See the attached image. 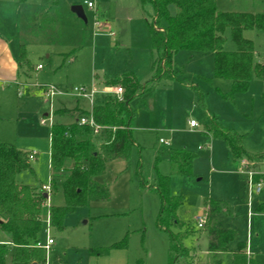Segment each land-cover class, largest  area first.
I'll return each instance as SVG.
<instances>
[{
  "label": "rangeland",
  "instance_id": "obj_1",
  "mask_svg": "<svg viewBox=\"0 0 264 264\" xmlns=\"http://www.w3.org/2000/svg\"><path fill=\"white\" fill-rule=\"evenodd\" d=\"M87 1L90 0H0V54L16 64L24 45L28 59L19 73L0 76V141L39 154L31 161V170L18 176L20 184L41 188L50 184L53 175L52 123L41 124L50 113V104L40 91L31 88V96L19 97L17 84L26 81L27 73L35 86L60 87L64 94L61 100L70 109L78 106L72 92L76 87L97 85L103 90V80L120 78L129 71L136 72L141 83L153 78L155 52L149 32L155 16L152 4L143 6L140 0H94L95 8L90 9ZM75 6L83 8L87 22L73 12ZM217 7L221 12L263 14L264 0H217ZM170 11L175 15L178 8L171 6ZM96 22L101 29H96ZM245 37L255 45V62L264 63V32L248 31ZM225 38V50L236 51L230 29ZM189 54H177L178 79L161 83L152 97V108L132 103L137 113L134 138L140 147L133 149L129 160L111 162L106 173L97 178L98 183L109 188L110 200L78 208L66 217L63 231L52 227L54 245L50 252L46 251L45 264H137L140 260L145 264H170V233L158 224L162 203L154 189L156 167L161 174L171 176V194L183 198L179 221L195 228L184 240L190 259L179 258L176 264H232L231 254L209 252L208 220L204 229L196 226L201 211L208 216L210 199L223 204L211 227L232 229L238 234L231 249L239 241H251L253 236L254 250L264 253V214L256 212L264 202V181L255 176V181L262 182V192L254 193L250 201L246 176L255 169L256 174H264V158L242 160V171L239 164H234L225 142L207 133L208 127L218 122L242 136L248 153L264 155V84L254 78L247 91L231 99L232 83L214 77L213 56L191 60ZM38 65L43 69L36 70ZM107 96L97 95L95 106ZM58 106L54 105V114ZM86 108H90L88 103ZM75 119L72 115L58 116L54 123L68 125ZM191 121L200 127L192 129ZM160 139L170 145L160 144ZM93 142L100 150L104 135H96ZM185 149L197 157L191 178L173 174L169 161V152ZM68 166H72L71 161ZM57 187L50 206H64L58 181ZM168 228L175 234L181 231L174 226ZM125 238L126 248L111 249ZM0 243L9 245L10 235L0 232ZM46 243L47 235L43 244ZM105 249H110L109 253L101 254ZM259 260L264 264V255ZM7 264L19 263L8 256Z\"/></svg>",
  "mask_w": 264,
  "mask_h": 264
},
{
  "label": "trees",
  "instance_id": "obj_2",
  "mask_svg": "<svg viewBox=\"0 0 264 264\" xmlns=\"http://www.w3.org/2000/svg\"><path fill=\"white\" fill-rule=\"evenodd\" d=\"M140 1L143 6L150 3L154 7V20L149 24L155 52L153 78L141 83L134 74L128 73L110 80L108 86H121L124 89L121 98L109 95L91 112H81L78 121L68 125L54 123L51 127L52 195L58 193L57 181L60 182L64 206L53 204L50 215L52 227L59 232L64 230L66 217L78 208L89 206L93 202L110 200L109 188L98 183L97 178L106 173L109 162L130 159L137 146L134 138L137 113L132 103L138 100L139 105L148 108L149 100L162 82L177 80L175 57L179 52L188 51L192 56L213 53L214 77L232 83L229 94L231 99L236 94L247 91L254 78L264 84V63L255 62V45L245 37L248 31L264 32V13L221 12L218 10L217 0ZM171 6L178 8L177 14L171 13ZM228 29L236 45L234 52L225 50V34ZM20 52L18 64L21 69L28 61L24 45ZM61 114L62 111H56L54 115L58 117ZM90 116L103 128L104 142L100 150L93 142V129L89 125L80 124L82 117ZM207 133L225 142L234 161L264 158V155L253 156L248 153L243 148L242 136L225 129L218 122L214 121L208 127ZM169 159L173 174L187 178L193 176L196 155L187 150H172L169 152ZM69 161L72 162L70 167ZM28 170H31L30 153L0 141V232H6L11 237L14 262L45 264L46 251L39 245L45 235L43 209L47 198L36 187L18 182V176ZM154 188L162 203L158 224L170 233V264H176L182 257L190 259V251L186 249L184 240L195 232V228L184 225L178 219L183 198L171 194V176L160 174L158 169ZM207 205V220L211 224L222 207L220 202L213 200H209ZM257 211L264 213V203ZM169 226L180 228L181 231L175 234L169 230ZM196 226L201 230L198 224ZM209 233V250L214 253L228 252L229 245L235 239V232L214 227L209 228ZM126 247L125 238L111 249ZM245 247V244L239 246L234 264H259L248 257ZM109 250H102L101 254H108ZM91 252L97 253L96 250ZM8 254L6 246L0 244V264H7ZM137 264L145 263L140 260ZM187 264L192 263L187 261Z\"/></svg>",
  "mask_w": 264,
  "mask_h": 264
},
{
  "label": "crops",
  "instance_id": "obj_3",
  "mask_svg": "<svg viewBox=\"0 0 264 264\" xmlns=\"http://www.w3.org/2000/svg\"><path fill=\"white\" fill-rule=\"evenodd\" d=\"M102 28V27H101ZM110 34H112V35H114V32H111ZM152 44V43H151ZM2 47V46H1ZM190 53V52H189ZM210 55H212L213 57V60H214V54L213 53H209ZM190 55V59L192 60V59H195V58H199V57H203V56H207L208 54H206V55H200V56H192V54L190 53L189 54ZM177 56V55H176ZM175 64H176V57H175ZM152 66H153V64H152ZM40 67H42V65H38L37 66V68H36V70H42L43 69V67L42 68H40ZM153 68V67H152ZM153 70V69H152ZM13 71H16L17 73H19V64L18 63H14L13 64V61H11V60H8L7 59V57H5V55H3V54H0V76H4V75H6V74H11ZM29 72V71H28ZM128 73H131V74H134L136 77H137V75H136V72H134V71H129V72H125L124 74H128ZM123 74V75H124ZM122 75V76H123ZM154 76V75H153ZM26 78V81H24V83H18L17 84V86H18V95H19V92H21V90H22V95H19V97H21V98H23V97H25V96H31L33 93H32V91L33 90H30V88L31 89H35V90H38V91H40V89H39V87H38V85L37 86H35L34 84H32L31 82H30V78H31V74L30 73H27L26 74V76H25ZM121 77V76H120ZM119 78V77H118ZM137 79H138V77H137ZM152 79V78H151ZM177 79H178V77H177ZM139 80V79H138ZM108 81H110V80H103L102 81V83L100 84V86L101 87H103L104 89L103 90H101V89H99V88H97V85H93L92 87H87V88H95L97 91H98V93L94 96V98H93V101L91 102V101H89V100H87V99H84V98H77L78 99V106L76 107V108H73V109H70V108H68L66 105H65V103L64 102H62V100H61V97L62 96H60V97H57L56 98V101H55V104H58L59 106H58V109H56L57 111H62V114L60 115V116H70V115H72V116H75V121H78L79 120V114L81 113V112H91L92 110H93V108L95 107V102H96V96L97 95H115L114 94V91H115V89H117L118 87H121V86H112V87H110V86H108L107 85V83H108ZM26 82H28V83H26ZM43 85H45V84H43ZM57 87V86H56ZM59 89H60V87H58ZM159 88V87H158ZM157 88V89H158ZM61 90V89H60ZM42 93H41V91H40V95H41ZM154 96V95H153ZM84 102V105H82L81 106V104H79L80 102ZM88 103L89 105H90V108L89 109H87L86 108V104ZM134 103V102H133ZM135 103L136 104H138V100L137 101H135ZM151 103V104H150ZM139 105V104H138ZM151 106V107H150ZM150 108H152V98L149 100V104H148V108H146V109H150ZM74 121V122H75ZM74 122H72V123H74ZM136 122V121H135ZM71 123V124H72ZM195 129H197V128H195ZM100 134H103V132H101ZM96 136V135H95ZM161 140H164L166 143H168V145L167 144H165V143H162L161 142ZM159 142H160V144H162V145H167V146H169L170 145V143L167 141V140H165V139H160L159 140ZM136 145H137V147H140V145L136 142ZM186 150V149H185ZM50 151H51V140H50ZM28 153H32V152H28ZM38 154V153H37ZM50 154H51V152H50ZM231 155V154H230ZM39 156V154L36 156V158L34 159V160H36L37 159V157ZM232 157V156H231ZM233 159V158H232ZM114 161H116V160H114ZM170 161V160H169ZM111 162H113V161H111ZM111 162H109L108 163V165L111 163ZM233 162H234V164H239L240 165V168L242 167V164H241V161H234L233 160ZM193 169H194V167H193ZM241 170H242V168H241ZM257 169H255L254 171L255 172H257L256 171ZM156 171H157V169H156ZM243 171V170H242ZM159 173H160V171H158ZM161 174V173H160ZM163 175V174H162ZM165 175V174H164ZM245 175V174H244ZM257 175L264 181V174H258L257 173ZM247 176V175H246ZM157 177V176H156ZM51 180H52V176H51V179H50V183H51ZM148 186V185H147ZM155 186V185H154ZM37 188V187H36ZM42 188H43V186L41 187V188H37V190L38 191H42ZM155 189V188H154ZM262 192V191H261ZM261 192L260 193H256V194H258V195H260L261 194ZM47 200V199H46ZM210 200H213V201H217V202H220L221 203V207H222V209H223V204H222V201H220V200H216V199H210ZM264 202H261L259 205H258V207L261 205V204H263ZM52 206V205H51ZM50 206V207H51ZM50 207H47L46 205L44 206V213H43V216H44V225H45V229H46V220H47V218H46V215L48 216V214L50 213ZM251 207V206H250ZM258 207L256 208V210L258 209ZM222 209H221V211H222ZM221 211H220V213H221ZM258 214H264V213H259L258 211H256ZM219 213V214H220ZM218 214V215H219ZM251 214V213H250ZM202 215H206L205 214V212L204 211H201L200 212V217L202 216ZM217 215V216H218ZM216 216V217H217ZM215 217V218H216ZM251 218H253V216H251L250 215V219ZM197 223H198V221H197ZM209 228H212L211 227V224H210V227H208V229ZM216 228H219V227H216ZM220 229H224V230H232V229H227V228H220ZM232 231H234L235 232V239L231 242V244L236 240V237H238V234H237V232L235 231V230H232ZM46 235V234H45ZM45 235H44V237H43V242L42 243H44V240H45ZM251 238V241H249V242H244V241H239L238 242V244H237V247L233 250V249H231V244L229 245V249H228V252H223V253H214V252H211L210 250H209V252L210 253H212V254H215V255H220V254H231L232 255V257H233V259H232V264H234V260H235V255H236V253L239 251V246L241 245V244H245L246 245V249H245V252L247 253V251H248V248L250 247V252H251V255H250V258L252 257L254 260H256V261H258L259 262V264H260V260H259V258H260V255L261 256H263L264 255V253H259V252H256L255 250H254V245H253V242H252V238H253V236L252 237H250ZM210 242H211V239H210ZM1 245H5L6 246V248H7V250L9 251V254H8V256H10L12 259H13V250H14V247H13V245H12V243H11V237H10V244L9 245H6V244H2V243H0ZM7 256V257H8ZM218 263L219 264H221V262L220 261H218ZM20 264V263H19ZM33 264H37V263H33Z\"/></svg>",
  "mask_w": 264,
  "mask_h": 264
},
{
  "label": "built area",
  "instance_id": "obj_4",
  "mask_svg": "<svg viewBox=\"0 0 264 264\" xmlns=\"http://www.w3.org/2000/svg\"><path fill=\"white\" fill-rule=\"evenodd\" d=\"M86 5L90 8V9H94L95 8V4H94V0H90L86 2ZM96 29H101V25L96 22ZM42 68V67H40ZM42 96L45 98L46 102L50 104V113L47 114L45 116V118H43L41 120V124L42 125H46L49 121L52 123V125L54 124V105H55V101L57 97L63 96V91H61L58 87L54 86V85H38ZM73 94L78 98H84L87 99L89 101H93L94 96L98 93V91L95 88H87V87H76L74 89H72ZM114 94L116 96H118L119 98H121L124 94V89L122 87H118L117 89H115ZM19 95H22V90L21 92H19ZM80 124L81 125H89L92 129H93V133L94 135H98L101 132H103V128L98 126L95 122V120L93 119L92 116L90 117H82L80 119ZM190 127L192 129L195 128H199L200 125L195 122V121H191L190 122ZM162 143H165L168 145V143H166L164 140H161ZM37 152H32L30 154V160L33 161L36 156H37ZM247 174V182L249 185V198L251 201L252 195L254 193H260L261 192V187H262V182H256L255 181V176L257 175L256 172H246ZM42 191L45 193V195H47V200H46V206L50 207L49 200L51 198L52 195V186L51 183L49 185H44L42 188ZM198 227L200 229H204L206 224H207V216L206 215H202L201 217H199L198 219ZM51 229H52V218L50 213L47 216V220H46V229H45V234L47 235V243L46 244H40L39 247L43 248L45 251L50 252L51 251V247L54 245V239L51 236ZM247 255L250 256L251 252H250V247L248 248L247 251Z\"/></svg>",
  "mask_w": 264,
  "mask_h": 264
},
{
  "label": "water",
  "instance_id": "obj_5",
  "mask_svg": "<svg viewBox=\"0 0 264 264\" xmlns=\"http://www.w3.org/2000/svg\"><path fill=\"white\" fill-rule=\"evenodd\" d=\"M73 12L83 21L87 22V17L85 15V12L83 10V8L81 6H75L73 7ZM45 197L47 198L48 196L45 195Z\"/></svg>",
  "mask_w": 264,
  "mask_h": 264
}]
</instances>
